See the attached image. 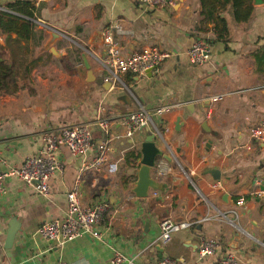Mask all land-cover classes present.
Instances as JSON below:
<instances>
[{
    "label": "crops",
    "instance_id": "1",
    "mask_svg": "<svg viewBox=\"0 0 264 264\" xmlns=\"http://www.w3.org/2000/svg\"><path fill=\"white\" fill-rule=\"evenodd\" d=\"M12 1L0 0V9ZM17 1L36 7V20L45 25L36 28L47 35L43 44L51 32L58 34L52 42L58 55L42 44L41 51L49 54L33 68V86L0 96V171L37 153L49 130L89 123L95 144L101 136L97 118L106 117L111 126L108 158L98 166H81L94 157L95 146L85 155L64 146L54 152L63 172L51 177L46 195L14 175L5 179L0 214L15 215L21 229L11 248L3 247L2 230L0 264H112L117 251L126 257L121 264H157L163 257L177 264H217L228 254L235 264H264V143L249 133L252 125L264 121V62L253 55L264 50V1L241 5L240 14H247L241 20L230 3L218 6L227 26L222 35L221 23L207 20L198 0H171L163 7L139 0ZM114 23L128 31L116 35L124 54L150 47L170 54L158 72L126 73L122 82L107 80L101 64L104 45L95 35ZM197 37L210 47L209 60L201 65L187 55ZM82 52L93 79L87 80ZM219 94L223 96L212 98ZM165 102L179 104L156 118L162 136L155 140L169 159L157 158L152 175L165 188L156 198L150 196L151 189L140 198L132 192L140 144L154 131L145 126L126 136L122 120L140 106L151 109ZM177 116L183 121L179 130L174 128ZM129 151L137 159L127 161ZM160 164L164 174H158ZM79 174L83 204L107 202L102 237L43 239L40 224L64 216L66 193ZM241 197L244 202L237 205ZM165 217L189 225L162 244L159 223ZM236 236L237 246L232 247ZM203 238L218 244L205 256L199 253Z\"/></svg>",
    "mask_w": 264,
    "mask_h": 264
},
{
    "label": "built area",
    "instance_id": "2",
    "mask_svg": "<svg viewBox=\"0 0 264 264\" xmlns=\"http://www.w3.org/2000/svg\"><path fill=\"white\" fill-rule=\"evenodd\" d=\"M147 6L163 7L170 3L171 0H139ZM36 25L45 28L40 20H35ZM103 45L104 55L101 59L103 68L107 71V80L112 82H122L121 76L126 73L140 74L147 69L158 72L160 64L170 54L158 47H150L142 51H134L129 54L123 53L121 42L117 40L116 35L124 34L128 31L123 29L119 23L108 25L104 28ZM0 43L3 44V37L0 36ZM190 61L194 64H203L209 60L210 47L209 44L201 37L195 38L187 50ZM219 94L213 96V99L221 98ZM179 104L165 102L151 109L140 106L138 110L127 113L122 120L126 130V136L145 126H151L154 134L162 136V131L156 123V118L162 114L173 110ZM97 127L100 129L101 136L99 140L92 143V130L89 123H79L66 125L57 131H47L43 135V145L41 149L28 157H26L20 165L10 166L8 170L0 171V193L5 189V179L9 175H14L29 185L46 195L49 193V180L56 172H63V163L54 154L60 147H66L71 153L76 155H85L93 146H95V155L93 158L84 160L82 169L95 167L103 163L108 158V143L110 139V122L106 117H98L96 121ZM250 135L258 141L264 143V121L254 124L249 128ZM3 157L0 150V163ZM157 167V165L155 166ZM166 170L158 166V174H164ZM81 176L77 177L73 186L66 193V210L61 219H51L40 224L38 232L45 240L62 241L65 239H73L83 235H88L97 239L102 237L101 225L104 220V214L107 210V202L99 200L94 205H85L82 202L80 190ZM33 181H37L34 184ZM159 190L151 189L150 196L157 197ZM244 198L236 201L237 205H241ZM188 222H176L169 217L163 218L159 223L160 235L159 241L162 244L167 243L173 232L185 228ZM218 244L213 240L201 239L199 244V253L202 256L214 252ZM125 256L120 252H115L111 259L112 264H121L125 261ZM178 261L163 257L157 264H177ZM57 264H66L59 261ZM217 264H235V259L231 254L222 257Z\"/></svg>",
    "mask_w": 264,
    "mask_h": 264
},
{
    "label": "trees",
    "instance_id": "3",
    "mask_svg": "<svg viewBox=\"0 0 264 264\" xmlns=\"http://www.w3.org/2000/svg\"><path fill=\"white\" fill-rule=\"evenodd\" d=\"M252 0H198L200 11L207 20H217L221 23L220 35L227 31L224 17L219 15L218 6L232 5L237 20L246 18L240 14L239 8L245 2ZM7 9H0V96L13 95L20 89L33 86L31 75L34 67L44 59L49 52L41 51V46L47 35L42 28L37 29L36 7L30 2L12 1L6 4ZM218 27V24L216 25ZM14 34V35H12ZM219 35V36H220ZM40 50V52H39ZM81 53V50H78ZM253 53L257 62H264V50ZM162 131V129L160 128ZM135 151L126 154V160L137 159Z\"/></svg>",
    "mask_w": 264,
    "mask_h": 264
},
{
    "label": "water",
    "instance_id": "4",
    "mask_svg": "<svg viewBox=\"0 0 264 264\" xmlns=\"http://www.w3.org/2000/svg\"><path fill=\"white\" fill-rule=\"evenodd\" d=\"M264 0H253L255 4H261ZM58 36V34L53 31L51 32V36L43 44V48L50 51L53 55H58L55 47L52 45L54 37ZM96 38L100 43L103 44V32L99 31L96 35ZM82 60L87 68V80L93 79V71L90 68V65L86 58V53L82 52ZM147 75H151V69H147L145 71ZM110 84L109 81L104 83V87H107ZM175 130H179L180 126L183 125V121H181V117L177 116L175 119ZM156 135L154 133H150L147 135L144 140L140 144L139 149V165L135 170L136 181L132 187V192L135 196L143 198L147 197L150 189H158L163 190L165 185L155 179L152 175V170L156 164V159L159 157H163L165 159H169V157L163 153L162 150L159 149L157 145V141L155 140ZM34 184H37V181H33ZM262 202L264 203V194L262 195ZM149 224V220H145L144 230ZM21 229V222L18 221L17 217L12 213H8L6 211L1 212L0 214V234L5 231V240L3 242L4 248H11L15 239L17 232ZM238 235V233H237ZM238 236L231 242L232 247L237 246ZM156 248L161 252V244L158 243Z\"/></svg>",
    "mask_w": 264,
    "mask_h": 264
}]
</instances>
